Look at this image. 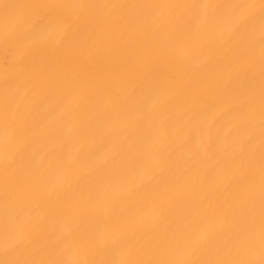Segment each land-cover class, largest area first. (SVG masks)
Segmentation results:
<instances>
[{
    "label": "bare ground",
    "instance_id": "6f19581e",
    "mask_svg": "<svg viewBox=\"0 0 264 264\" xmlns=\"http://www.w3.org/2000/svg\"><path fill=\"white\" fill-rule=\"evenodd\" d=\"M0 264H264V0H0Z\"/></svg>",
    "mask_w": 264,
    "mask_h": 264
}]
</instances>
